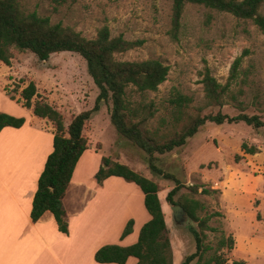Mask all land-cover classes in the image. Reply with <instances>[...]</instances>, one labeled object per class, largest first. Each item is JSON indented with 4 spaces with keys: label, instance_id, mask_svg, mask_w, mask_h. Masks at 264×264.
<instances>
[{
    "label": "rangeland",
    "instance_id": "1",
    "mask_svg": "<svg viewBox=\"0 0 264 264\" xmlns=\"http://www.w3.org/2000/svg\"><path fill=\"white\" fill-rule=\"evenodd\" d=\"M19 2L24 11L47 16L52 23L72 27L89 39L95 38L98 30L107 25L112 37L122 35L127 40H143L141 46L116 53L115 58L121 61L158 59L170 67L166 81L156 91L140 92L134 86L127 89L130 104L138 110L134 121L144 118L143 127L151 133L157 132V137L173 135L186 122L185 117L173 126L170 110L174 98L180 95L189 98L185 110L197 114L204 104L201 72L208 67L212 75L224 83L235 58L245 50L248 53L242 68L248 70L247 82L233 85L236 93L240 88L244 91L239 95L244 100L243 110L229 104L205 108L201 114H215L221 110L234 116L243 111L264 119V34L252 20L202 4L187 3L176 33L174 0H69L61 5L53 0ZM261 11L264 13V5ZM12 52L10 66L0 61V112L24 117L26 122L16 133L10 131L0 141V264H43L52 260L44 259L49 255L48 250L40 247H46L55 239L53 215L49 213L43 221L46 234L43 228L41 233L47 242L34 227L28 226L12 203L25 196L24 189L37 181L45 157L52 149L50 131L55 133V128L51 121L29 113L31 108L23 106L21 91L33 81L37 86L33 103L40 100L54 106L63 115L67 128L75 115L95 106L99 89L88 72L86 60L79 53L57 52L42 61L31 51L13 48ZM111 109V100L102 102L100 110L93 112L87 122L85 136L89 138V148L80 159L73 184L83 183L85 196L107 211L126 208L129 195L122 186L110 185L98 192V187L90 186L91 182H97L95 174L104 166V158L126 164L157 182L172 240L174 264H181L196 250L190 226L198 228V223L187 217L186 223L175 220L166 196L176 186V180L153 172L149 154L119 135L110 119ZM51 126L53 129L48 130ZM245 145L257 151L249 153ZM154 155L156 164L184 185L174 197L176 201L199 200L206 207L200 216L221 214L209 221L217 230L208 231L207 240L216 247L225 236L228 245L232 244V248L223 249L228 259L226 264H233L235 260L264 264L263 127L255 128L245 122L216 124L208 121L183 147ZM236 156L240 158L237 160ZM129 183L136 188L129 198L130 212L135 207V212L145 210L149 214L142 189L134 182ZM190 186L198 187V192ZM203 189L210 193H203ZM74 239V245L83 242L76 236ZM124 240L122 238L121 242ZM82 253V259L75 257L78 264H90L89 259L94 261L88 249Z\"/></svg>",
    "mask_w": 264,
    "mask_h": 264
},
{
    "label": "trees",
    "instance_id": "2",
    "mask_svg": "<svg viewBox=\"0 0 264 264\" xmlns=\"http://www.w3.org/2000/svg\"><path fill=\"white\" fill-rule=\"evenodd\" d=\"M57 5L69 0H53ZM187 3L202 4L220 11L229 12L242 19L252 20L264 34V13L261 11L264 0H174L173 24L177 33L181 26V18ZM143 40H127L122 35L111 36L110 28L104 25L98 30L93 39L86 38L81 32L62 23H52L47 16L37 12L23 10L19 0H0V61L10 66L13 59L12 49L31 51L40 60H48L52 54L63 51L79 53L87 62V69L99 89L95 106L90 110L82 111L75 115L66 128L63 115L59 110L47 102L37 100V86L31 81L21 91L24 99L23 106L31 108L33 113L53 123L55 133L53 137V150L47 156L44 168L38 179L31 209V218L37 222L45 212L53 213L58 229L68 233L67 213L64 208L63 198L72 180L73 173L83 153L89 148L88 139L84 136V127L93 112L100 110L102 102L111 100V122L116 127L120 136L130 140L149 154V165L153 172L176 180L177 184L167 194L166 200L171 205H181L189 216L198 223V228L191 225L196 250L187 255L181 264H191L197 259L196 264H226L224 256L228 240L222 236L213 246L208 240V231H216L209 224L212 217L221 215L219 212L200 216L205 210V205L199 200H175V196L184 185L171 173L164 172L157 164L155 153L160 154L173 151L186 145L189 138L193 137L206 122L223 124L225 122H245L255 128H264V119L258 114L241 112L230 116L219 110L217 113L201 114V111L211 106L223 107L234 105L240 110L244 108V100L239 98L243 94L240 88L236 93L233 85L245 84L248 79V70L242 68L243 60L248 53L245 50L237 56L231 66L226 82H220L210 69L206 67L202 72L201 83L204 90V104L198 108L197 114L188 113L185 106L189 98L178 96L173 99V126L186 117V122L181 130H176L173 135L157 137L155 132H150L142 125L144 118L134 121L138 115L137 108L133 107L127 98V89L134 86L140 92L156 91L166 81L170 67L158 59L142 61H121L115 58L116 53H124L135 47L141 46ZM15 99L14 96H10ZM26 122L24 117H17L5 112H0V132L7 126L20 128ZM67 134V135H66ZM162 138V139H161ZM249 153L257 150L244 146ZM240 157L236 156L238 160ZM104 166L95 174V179L102 184L110 176L123 177L134 182L144 192L145 206L151 215L139 233L138 241L129 246L107 244L95 253V260L99 263L125 264L129 257L137 258L136 264H174L172 240L169 237V227L159 197V185L154 180L133 170L126 164L112 162L104 158ZM195 192L198 187L190 186ZM203 193H210L203 189ZM134 220L130 219L122 233V238L133 231ZM228 245V246H227ZM233 264H247L235 260Z\"/></svg>",
    "mask_w": 264,
    "mask_h": 264
},
{
    "label": "crops",
    "instance_id": "3",
    "mask_svg": "<svg viewBox=\"0 0 264 264\" xmlns=\"http://www.w3.org/2000/svg\"><path fill=\"white\" fill-rule=\"evenodd\" d=\"M31 112L33 113L32 109L29 113ZM85 127H84V132H83L84 136H85ZM16 129H19V128H15L11 126L5 127L0 132V141L4 139L6 133H9L10 131L11 133L12 132L16 133L15 132ZM52 129H53L52 126L48 127V130H52ZM50 132L53 134V137H54V133L52 131ZM52 150H53V139H52L51 151ZM48 155L49 153L45 157L44 165H45V161ZM82 156L80 159H82ZM79 163H80V160L78 161L77 166L79 165ZM44 165H43V168H44ZM77 166L73 173L72 180L68 186L66 194L63 198L64 208L67 213L68 233H63L58 229V224L56 222V219L53 213L50 211L45 212L43 216L37 222H33L31 218L33 197H34L35 191L37 190L38 179H39V176L43 168L39 172L37 181H34V183H32L33 185L32 184L29 185L28 189L26 187L24 191L22 192V194L24 193L25 196L16 198L15 202H13L12 205L16 206L17 210L20 212V215H22V217L26 219L25 221L26 223H28V226L30 225L34 227L36 231L39 233V235L42 236V239L44 241H47V238L45 237V235H42L41 233L42 228L44 229V231L46 229L45 226H43L44 225L43 221L45 217H47V215H50L49 213L53 215L55 224H52L54 226L53 228L54 233L52 234L55 239L51 242V244H47L46 247H40L41 250L42 249L48 250L49 257L47 256L44 259H49V260L52 259V260L46 263H43V264H52L51 262L56 263V264H78L76 260L82 259L84 257L82 252L86 249L90 251V254H89L90 257L93 256L94 258V261L91 260V262L89 259L90 264H117V263L97 262L95 260L96 251L105 244L119 243L120 245L123 243L124 245H127V244H131V243L138 241L140 230L142 226L151 219V215L149 216L150 213L147 214L145 210H142L140 213H137L135 212V207H132L131 208L132 212H130V208H129L130 199L129 198L131 196V192L136 191L135 190L136 188L135 189L132 188L134 186H132L129 183L130 181L129 182H127L126 180L124 181L123 177H119V176H110L106 180H104L102 184H99L98 182H96L97 184L95 182H91L90 186L92 188L96 189L98 187L97 192L102 191L103 189H106L108 186L112 185V186L124 187L127 190V194L129 195V197L126 198V205H127L126 208L121 209L120 207H117V208H111L107 211L101 210V206L99 205L98 202H95L92 198L85 196V189H84L83 183H80V184L76 183L77 185L73 184L75 176H76ZM112 177H117V178L113 179ZM144 198H145V195H144ZM130 218H134L133 219L134 220L133 231L129 235L125 236L123 238L125 240L121 242L122 233ZM45 234H46V231H45ZM74 236H76V238L80 240H83L82 243L84 244L83 245L84 247L82 246V243L79 245H74L75 244ZM86 243L87 245L85 246ZM136 263H137V258L129 257V259L127 260L125 264H136Z\"/></svg>",
    "mask_w": 264,
    "mask_h": 264
},
{
    "label": "water",
    "instance_id": "4",
    "mask_svg": "<svg viewBox=\"0 0 264 264\" xmlns=\"http://www.w3.org/2000/svg\"><path fill=\"white\" fill-rule=\"evenodd\" d=\"M171 208L173 210L174 217H175V220L177 222L183 221V223H186V221H185L186 217L191 219V217L189 216V214L187 213V211L184 209L183 206L172 205Z\"/></svg>",
    "mask_w": 264,
    "mask_h": 264
}]
</instances>
